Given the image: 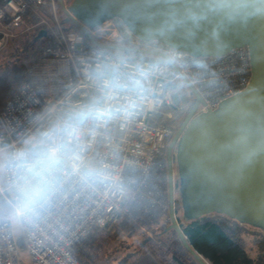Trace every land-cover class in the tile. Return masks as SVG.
Here are the masks:
<instances>
[{
    "label": "built area",
    "instance_id": "obj_1",
    "mask_svg": "<svg viewBox=\"0 0 264 264\" xmlns=\"http://www.w3.org/2000/svg\"><path fill=\"white\" fill-rule=\"evenodd\" d=\"M56 1L0 0V53L32 28L45 29L48 38L29 66L27 77L0 110V136L8 142L15 141L25 130L36 131L46 123L35 118L48 109L55 108L59 114L60 109L86 103L97 94V81L101 79L133 76L146 79L147 87L133 115L114 123L107 131L108 141L101 146L102 151L111 149L115 153L112 166L120 177L119 183L104 193L70 191L45 226L22 233L29 261L20 252L17 235L0 233V264H87L78 256L76 247L94 229L111 231L128 215L125 201L131 190L132 203L141 205L147 201L150 206L146 215L153 212L163 185L154 182L151 189L152 183L145 180L164 175L165 148L195 105L196 95L200 101L194 116L218 108L222 100L243 91L252 75L246 47L232 49L223 56H195L157 39L137 38L119 20L85 28L99 42L100 32H105L107 40L162 53L164 57L155 56L163 60L135 61L109 49L89 46L84 34L65 28L67 15L63 12L64 18H59ZM33 19L35 22L29 24L28 20ZM125 239L126 235L120 236V240Z\"/></svg>",
    "mask_w": 264,
    "mask_h": 264
},
{
    "label": "water",
    "instance_id": "obj_2",
    "mask_svg": "<svg viewBox=\"0 0 264 264\" xmlns=\"http://www.w3.org/2000/svg\"><path fill=\"white\" fill-rule=\"evenodd\" d=\"M67 17L99 48L146 52L101 43L85 26L119 20L137 38L157 39L195 56H223L246 47L252 75L240 93L218 108L195 115L200 96L168 147L170 217L186 249L209 264L188 242L176 216L173 159L185 223L212 214L264 233V0H59ZM42 29L38 37L46 36ZM169 62L172 61L169 59ZM175 148V152L173 151Z\"/></svg>",
    "mask_w": 264,
    "mask_h": 264
},
{
    "label": "clouds",
    "instance_id": "obj_3",
    "mask_svg": "<svg viewBox=\"0 0 264 264\" xmlns=\"http://www.w3.org/2000/svg\"><path fill=\"white\" fill-rule=\"evenodd\" d=\"M97 94L86 103L48 109L36 131L8 142L0 136V233L12 235L45 226L70 191L104 193L119 183L111 149L102 151L107 131L133 115L147 80L133 76L97 81Z\"/></svg>",
    "mask_w": 264,
    "mask_h": 264
},
{
    "label": "rangeland",
    "instance_id": "obj_4",
    "mask_svg": "<svg viewBox=\"0 0 264 264\" xmlns=\"http://www.w3.org/2000/svg\"><path fill=\"white\" fill-rule=\"evenodd\" d=\"M64 2L68 4L71 2V0H64ZM44 11H46L47 15L51 14L48 9H44ZM57 14L59 18H64L63 9L58 4ZM47 18L49 17L47 16ZM28 22L29 24H32L33 22H35V19L28 20ZM100 34L104 38L108 36V34L105 32H100ZM35 35H37L36 28L27 30L25 34H20L17 38L10 42L9 45L0 53V110L4 107L9 95L16 89V87H18L19 83L25 76L27 69L40 53L43 44L47 42L45 38H40L37 40L36 38H34ZM102 37L101 42L103 43H115L118 45L127 46V44L124 42L110 41L107 40V38L104 39ZM181 125L182 124L177 126L174 134L168 141L165 148L164 156L166 159V168L164 170V175L156 174L153 175V178H148L145 180L146 183H152V186L150 187L151 189H153L154 182L163 185V194L156 197V204L155 202H153L155 204V206L153 207V212L146 215V210L148 206H150V204L146 205L147 201H145L141 205L132 203L131 199L134 191L131 190L130 197H128L125 201V203H127V207H129V213L126 217L121 219V221H123L121 223V229L119 230L118 234H105L104 238L100 239L99 243L95 244V246L92 247L89 251L86 247H84V245L91 239L93 233L91 232L88 237H86L82 241V243L76 247V252L82 260L89 261L92 264H123L124 260L126 259V256L124 254L129 255L131 253H136L144 248L152 249L151 245L147 246L148 241L145 240L146 236L151 239L156 238L155 230H159L163 231L160 236H164V238L166 237L165 239L168 242L167 251L169 255H171L172 252L173 255L175 253L178 258L184 260L187 264H198V262L193 259L191 253L183 245L175 229H169L171 225V217L169 193V163L167 154L168 147ZM173 151L175 152V148ZM173 170L174 185L176 186L174 194L175 202L177 204L176 216L178 218L181 217L182 219V211L179 203L178 177L175 159H173ZM156 208H158V210L154 212ZM178 222L180 221L178 220ZM242 226H246L248 230V227H251L247 225ZM166 227L167 229H165ZM114 230H116V228L109 232H114ZM122 235H126V239L124 241L120 240V236ZM17 238L19 241V249L21 254L26 261H29V256L22 234H17Z\"/></svg>",
    "mask_w": 264,
    "mask_h": 264
},
{
    "label": "trees",
    "instance_id": "obj_5",
    "mask_svg": "<svg viewBox=\"0 0 264 264\" xmlns=\"http://www.w3.org/2000/svg\"><path fill=\"white\" fill-rule=\"evenodd\" d=\"M65 28L83 34L81 29L72 21L67 22ZM34 38L37 39V35ZM85 41L89 46H96L86 36ZM113 51L118 55L128 57L135 61H141L145 58L155 61L163 60L160 56L146 52L131 53L120 50ZM178 220L189 244L209 264H264V233L259 229L248 227L251 230L249 231L246 226H242L227 217L215 214L188 223L183 222L181 217ZM122 221L115 227L116 230L114 232L94 229L91 239L85 243L84 247L90 251L95 244L99 243L100 239L104 238L105 234H118ZM162 232L155 230L156 238L151 239L146 236L145 240L148 241L147 246L151 245L154 252L162 257H167V261L171 264H187L184 260L178 258L175 253L173 255L171 252V255H169L166 237L160 236ZM85 262L92 264L89 261Z\"/></svg>",
    "mask_w": 264,
    "mask_h": 264
},
{
    "label": "crops",
    "instance_id": "obj_6",
    "mask_svg": "<svg viewBox=\"0 0 264 264\" xmlns=\"http://www.w3.org/2000/svg\"><path fill=\"white\" fill-rule=\"evenodd\" d=\"M41 30H42L41 28L39 30H37V40L40 38H45L47 41L45 44H47L48 43L47 34H46V36L38 37ZM34 60H33V62H34ZM27 71H28V69H27ZM26 77H27V72H26L25 76L23 77V79ZM11 94L9 95V97L11 96ZM124 255L126 256V259L124 260L123 264H171L167 261V257H162V256L158 255L156 252H154L150 248L149 249L144 248L141 251H138L136 253L129 254V255L124 254ZM193 259L196 260L198 262V264H201L194 256H193Z\"/></svg>",
    "mask_w": 264,
    "mask_h": 264
}]
</instances>
